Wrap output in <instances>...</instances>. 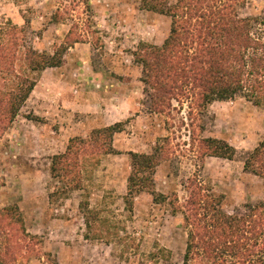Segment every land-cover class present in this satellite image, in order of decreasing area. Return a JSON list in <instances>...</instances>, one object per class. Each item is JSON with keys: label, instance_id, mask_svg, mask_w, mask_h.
Wrapping results in <instances>:
<instances>
[{"label": "rangeland", "instance_id": "374dc122", "mask_svg": "<svg viewBox=\"0 0 264 264\" xmlns=\"http://www.w3.org/2000/svg\"><path fill=\"white\" fill-rule=\"evenodd\" d=\"M238 10L242 18H257L264 33V0H246ZM8 20L24 28V44L40 52L52 54L67 37L72 42L63 65L42 73L0 136V207L18 206L35 237L19 264H183L188 233L183 215L173 210L190 199V180L205 195L224 196L228 214L264 203L263 180L243 163L246 152L264 141V108L236 98L192 114L186 103H174L170 115L148 111L133 53L141 42L161 45L170 18L143 10L141 0H0V27ZM118 122L124 131L114 137L116 153L101 158L85 180L87 190L51 200L57 186L52 158L71 138ZM209 138L227 141L236 158L203 157L201 141ZM156 146L166 148L156 191L170 199L156 203L142 193L130 212L124 202L130 153L152 154ZM84 201L110 221L111 242L107 234L85 238ZM159 249L168 251L166 258L148 260Z\"/></svg>", "mask_w": 264, "mask_h": 264}, {"label": "trees", "instance_id": "16d2710c", "mask_svg": "<svg viewBox=\"0 0 264 264\" xmlns=\"http://www.w3.org/2000/svg\"><path fill=\"white\" fill-rule=\"evenodd\" d=\"M245 1L141 0L143 10L171 19L169 35L161 45L141 42L133 53L142 71L145 105L150 113L170 115L176 110L174 103H186L192 114L215 102L236 98L264 108V33L257 27V18L240 16L238 9ZM23 33L24 28L9 20L0 27V136L12 127L42 73L61 67L72 47L67 37L52 54L40 52L24 44ZM123 124L97 128L86 138L69 140L66 150L51 161V178L57 184L51 200L87 190L85 180L101 158L116 153L114 137L124 131ZM201 143L203 157L234 160L237 156L227 141L209 138ZM165 149L156 146L152 154L130 153L131 171L124 196L128 211H133L134 199L142 193L152 195L156 203L170 199L156 191L154 180L166 158ZM243 163L246 172L264 183V141L246 152ZM189 184L190 199L173 210L174 216L183 215L188 233L183 264H264V203L247 204L245 211L228 214L222 208L224 196L205 195L196 181ZM80 208L85 238L103 239L107 234L111 242L110 221L92 210L88 201L81 202ZM34 239L18 206L0 207V264L21 263ZM167 254V250L159 249L147 258L158 262Z\"/></svg>", "mask_w": 264, "mask_h": 264}]
</instances>
